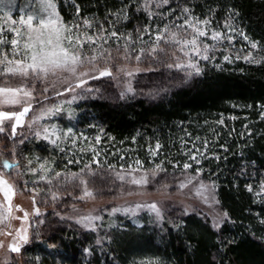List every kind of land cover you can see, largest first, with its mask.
I'll return each mask as SVG.
<instances>
[{"label": "trees", "instance_id": "16d2710c", "mask_svg": "<svg viewBox=\"0 0 264 264\" xmlns=\"http://www.w3.org/2000/svg\"><path fill=\"white\" fill-rule=\"evenodd\" d=\"M55 2L65 23L88 19L93 27L86 31L93 35L101 25L123 34L104 45L113 57H123L126 43L137 52L148 49L151 45L139 38L145 27L149 33L143 41L154 40L157 29L183 25L186 16L208 19L216 32L229 30L235 44L249 43L239 35L243 32L264 49V0H170L159 9L153 6L152 19L143 0ZM171 48L143 56L148 70L137 75L131 92H122L109 78L93 81L76 107L75 126L108 143L102 162L88 164L97 171L123 170L118 165L123 156L146 165L155 160L163 174L195 173L198 168L215 185L227 220L215 229L203 216L177 208L167 211L162 222H119L99 241L100 233L48 216L42 225L45 242L27 247L24 264H38L39 259L52 264H264V63L222 60L186 78L167 67ZM169 76L177 83H167ZM192 155L199 167L185 170V163L196 162ZM51 156L56 157L55 150ZM84 165L71 170L81 171ZM54 242L55 249L49 247Z\"/></svg>", "mask_w": 264, "mask_h": 264}, {"label": "rangeland", "instance_id": "374dc122", "mask_svg": "<svg viewBox=\"0 0 264 264\" xmlns=\"http://www.w3.org/2000/svg\"><path fill=\"white\" fill-rule=\"evenodd\" d=\"M4 3L8 7L0 9V27L4 29L3 35L5 38L10 40L12 34L8 31V28L11 26V21H16L17 26H19L21 16L26 18L27 14H34V10L38 7V0H4ZM207 30V37H201L200 39L212 46L209 55L213 56L214 59L199 60L201 71L205 65L217 64L219 61L225 60V56H228L229 60H245L243 57L251 52L257 59L264 57V51L260 48L252 49L250 43L244 42L242 44L238 42L235 44L229 30L221 33L224 36H231V42L224 38L218 41L212 40L211 34L215 30L210 27V24H208ZM188 31L190 32L191 30L189 29ZM10 48V44L0 46V51H8V55L11 57ZM174 52L175 50L171 48L169 57H172V62L175 59ZM175 55L182 56V53L176 52ZM115 58L116 61L109 65V67H112V76L99 77L98 73H94L98 77L97 79L85 77L86 83L80 88H75V91L72 92L65 91L68 85H62L59 82V78L56 77H50L46 82L25 83L19 77L0 76V87L24 86L33 92V98L30 101L31 107L21 118V123L16 127L15 135L13 136L11 131V124L15 123V120L11 122L5 121L3 124L4 131L0 132V173H3L4 178L15 189V195L11 200L12 215L23 217L25 211L29 213L27 221L0 219V242L3 243V247H0V261L7 260L8 264H24L26 254L30 252L27 247L32 242L33 244L35 242H45V239L42 238L44 235L42 225L44 219H47L48 216L57 217L61 222L60 224L68 221L79 225L83 229L100 233L102 236L99 237V241L106 240L104 235L118 225L119 222L125 223L130 220L135 225H142L145 220H151L154 223L162 222L163 219L158 220L155 214L150 212L147 207L139 209L135 215L125 214L122 211L112 212L113 208L134 207L138 203L147 205L156 202L161 208L163 216L167 211L179 208L185 214L196 213L199 216H203L209 220L212 226L218 221L221 222V225L225 222L223 219L225 213L218 204L215 185L203 179L200 175L202 171L198 168H196L195 173L186 172L183 174H173L172 172L163 174L159 170L153 176V169L157 165L162 167V164L150 159L148 161L149 165H146L141 160H136L140 161V165H137L136 161H131L128 157L123 156L120 158L122 161H118V165L124 166L123 170L112 171V173L97 171L91 167L85 169L83 173L71 170V167H76L80 164H100L103 154L105 155L110 150L108 143L105 138L100 137L101 135L93 138L91 131L78 130L75 126L78 118L76 107L84 94L90 92L88 91L89 89H92L91 83L95 80L109 78L119 85L122 92H125L129 86L133 88V82L138 74L148 70L142 65V60L145 59L143 56L139 63L135 60H123L119 56ZM113 65L115 66L113 67ZM118 67H125L127 70L133 71V75L126 76L117 72L116 68ZM165 81L167 83H177L178 80L176 81L174 77L169 76ZM45 88H47V91H44ZM57 92L62 94L57 95ZM27 106L28 104L25 103L16 106H6L0 110L22 111ZM57 106L63 110L59 112L47 111V109H54ZM34 120L35 123H33ZM30 124L31 127H29ZM52 126L64 131L71 127L76 137L75 144H73L72 140L65 139L58 141L59 147H57L44 139L43 135H36V132L42 128L51 129ZM97 137H99V143L94 142ZM35 149L41 150L43 153L39 154ZM53 150H55L57 158L51 156ZM13 152H15V156H13ZM93 157H95V162H93ZM113 158L115 159L116 157L113 156ZM196 159H193V161H196ZM3 160L18 162L19 167L11 170L4 169L2 166ZM29 160L32 161L31 165L28 164ZM70 160L72 161L71 163H69ZM44 162H47L48 167L61 173L60 178H54V173L49 177L52 179L51 184L46 181H40L38 174L33 175L29 171L30 168L39 169V165ZM188 164L190 168L192 166L199 167L198 161ZM144 166L146 168H143ZM137 168H139V171H133ZM72 173L78 174L80 178L87 181V188L93 192V197L84 196V186L79 183V180L71 178L70 174ZM117 173L123 174L125 180H119ZM145 173L148 175V183L146 185L136 186L130 183L132 176L139 178ZM53 193H55L56 199H52ZM82 196H84L83 199H81ZM33 198L35 199V204H33ZM0 205H3L4 209L7 208L3 193H0ZM17 205L23 211H16ZM35 208L39 209V216L34 214ZM4 209H0V211ZM82 216H99L101 219L94 220L92 227L86 228L82 224L77 223V220ZM20 227L27 228L29 241L25 244L15 240L21 247V251L12 253L9 251L8 245L14 242V229ZM8 231H12V236L2 234ZM49 247H53V245L49 244ZM38 264H52V262L39 259Z\"/></svg>", "mask_w": 264, "mask_h": 264}, {"label": "snow or ice", "instance_id": "6c2138e0", "mask_svg": "<svg viewBox=\"0 0 264 264\" xmlns=\"http://www.w3.org/2000/svg\"><path fill=\"white\" fill-rule=\"evenodd\" d=\"M169 0H143L142 7L147 13L150 19L154 18L153 6L159 9L162 6L168 5ZM8 7L4 3V0H0V9ZM77 14H79V6H76ZM184 13H188L189 9H183ZM10 18V13H9ZM126 18V14H125ZM210 23L208 19L199 20L192 16H186L184 18L183 25H174L173 28H169L165 25L163 29H157L154 40L143 41V34L149 33V27H145L140 35V40L144 44H150L148 49L140 48L137 52L132 49L126 43L123 51V60L130 61L135 60L137 63L141 61L144 55H154L159 52H165L166 47H172L175 52L173 55L175 59L172 63H168L169 69L175 68L184 73L186 78H190L193 75H200L201 68L199 66V60H210L214 59L209 53L212 50V46L204 43L200 38L207 37L208 30L207 26ZM203 25V27H201ZM226 26H229L226 23ZM93 27V23L88 19H83L82 23H65L57 8L55 0H38V7L34 10V14H27L21 16L19 20V26L16 21H11V26L8 31L11 32V39L5 38L3 35L4 29L0 27V46L10 44L11 57L8 55V51H0V76L4 77H19L25 83L28 82H46L50 77L59 78V82L67 84L65 91H75V88H80L86 83L85 77L90 79H97L98 77L94 73H98L99 77L112 76V67H109L108 62L114 61L116 58L112 56L109 49L105 48L104 45L108 43L109 39H119L123 34H119L117 31H107L103 26H99L97 34L93 35L86 31ZM191 30L190 32L188 30ZM234 31V29H231ZM239 35L243 36L245 40H248L252 49L260 47L258 42L251 41L249 37L240 32ZM221 38L227 39L231 42V36H224L221 32H212V40H220ZM127 39L133 44L136 42L132 38V34L129 33ZM161 44L165 45L164 48ZM117 51L121 49L117 48ZM264 51V49H262ZM182 53V56L175 55V53ZM249 63H264V57L257 59L251 52L243 57ZM224 59L229 60L228 56ZM115 65H113L114 67ZM117 72L123 73L126 76H132L133 71L127 70L125 67L116 68ZM74 85V86H73ZM47 91V88L44 89ZM88 91H91L90 89ZM127 92H131L132 88L129 86L126 89ZM62 93L57 92V95ZM123 95V93H122ZM33 98V92L29 91L27 87H0V109L6 106H16L27 103L28 106L24 107L22 111H9L0 110V132L4 131V122L13 121L11 124L12 135L16 133V127L21 123V118L27 113L31 107V99ZM75 99V97H74ZM70 103V102H69ZM63 109L59 106L54 109H47L48 112L62 111ZM264 118V112L261 113ZM223 121H221L222 123ZM35 123V120L33 121ZM31 127V124L29 125ZM37 136L43 135L44 139L48 140L53 145L59 147L58 141L65 139L72 140L75 144L76 137L71 127L67 128L66 131L57 129L55 126L49 128H42L36 132ZM86 139V138H85ZM99 143V137L96 140ZM161 146L156 145L159 149ZM207 147V142H205ZM198 151V150H197ZM15 156V152L12 153ZM155 155V152H153ZM196 159L195 155L190 157ZM72 161L70 160L69 163ZM95 162V157H93ZM137 165H140V161H136ZM28 164L31 165L32 161L29 160ZM4 169L11 170L12 168L19 167L18 162H9L8 160L2 161ZM184 169H188L190 165L184 164ZM89 165L85 164L84 168L81 169L83 173L85 169H88ZM162 170L159 165L156 166L152 171V175L155 176L157 171ZM29 171L33 175L38 174L40 181H46L51 184L52 179L49 178L54 173V178H60L61 173L56 172L54 169L48 167L47 162L41 163L39 169L30 168ZM133 171H139V168ZM73 180H79V183L84 186L83 193L86 197H93V192L87 188V181L80 178L76 173L70 174ZM117 178L121 181L125 180L123 174L117 173ZM130 183L136 186H143L148 183V175L145 173L139 178L132 176ZM183 186V185H182ZM264 190V184L261 185ZM251 191V186H249ZM0 193H3L4 198L7 202V208L4 209L3 205H0V219H17L27 221L29 217L28 212H24L23 217L13 216V207L11 200L15 195V189L12 184L4 178L3 173H0ZM81 197V199L84 198ZM52 199H56L55 193L52 195ZM33 204L35 199L33 198ZM143 207L155 214L158 220L163 219V213L161 208L156 202L143 205L136 204L134 207L124 208H113L112 212H124L125 214L135 215L137 211ZM16 211H23L19 205L16 206ZM36 216L40 215L38 208L34 209ZM101 219L99 216H82L77 220V223L82 224L86 228H91L93 221ZM227 220V214L224 218ZM42 223V221H41ZM264 224V221L261 222ZM214 228H220L221 222H216L213 225ZM15 237L14 242L8 245V249L12 253H19L21 247L15 242L18 240L23 243H28L29 236L26 227H20L14 229ZM8 236H12V231L6 233ZM0 247H3V243L0 242ZM56 248L55 242L53 249ZM87 251V250H86ZM0 264H8L7 260L0 261Z\"/></svg>", "mask_w": 264, "mask_h": 264}]
</instances>
